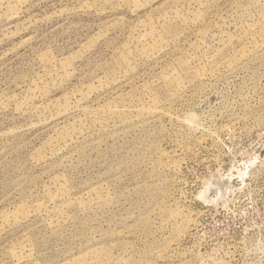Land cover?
<instances>
[{"label": "rangeland", "instance_id": "rangeland-1", "mask_svg": "<svg viewBox=\"0 0 264 264\" xmlns=\"http://www.w3.org/2000/svg\"><path fill=\"white\" fill-rule=\"evenodd\" d=\"M0 264H264V0H0Z\"/></svg>", "mask_w": 264, "mask_h": 264}]
</instances>
